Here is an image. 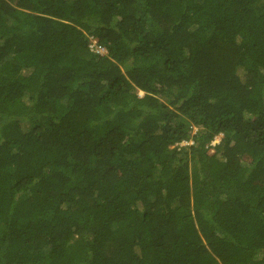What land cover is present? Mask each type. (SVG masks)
Listing matches in <instances>:
<instances>
[{"label":"trees","instance_id":"1","mask_svg":"<svg viewBox=\"0 0 264 264\" xmlns=\"http://www.w3.org/2000/svg\"><path fill=\"white\" fill-rule=\"evenodd\" d=\"M0 264H264V0H0Z\"/></svg>","mask_w":264,"mask_h":264},{"label":"built area","instance_id":"2","mask_svg":"<svg viewBox=\"0 0 264 264\" xmlns=\"http://www.w3.org/2000/svg\"><path fill=\"white\" fill-rule=\"evenodd\" d=\"M90 48H91L93 51H95V52H97V53H100V54H106V53H107L106 48L97 45L96 41H94V40H93V42L91 43Z\"/></svg>","mask_w":264,"mask_h":264},{"label":"rangeland","instance_id":"3","mask_svg":"<svg viewBox=\"0 0 264 264\" xmlns=\"http://www.w3.org/2000/svg\"><path fill=\"white\" fill-rule=\"evenodd\" d=\"M91 40H92V39H91ZM94 41H95V40H94ZM92 42H93V40H92ZM92 42H91V43H92ZM140 94H143V92H140ZM221 137H222L221 134L217 135V136L215 137V139H214V142H213L212 144L218 143V141L221 139ZM190 143H191V142H190ZM185 144H187V142L182 143V145H185ZM210 151H213V149H211Z\"/></svg>","mask_w":264,"mask_h":264},{"label":"clouds","instance_id":"4","mask_svg":"<svg viewBox=\"0 0 264 264\" xmlns=\"http://www.w3.org/2000/svg\"><path fill=\"white\" fill-rule=\"evenodd\" d=\"M213 142H214V141H213ZM213 142H212V143H213ZM218 142H219V141H218Z\"/></svg>","mask_w":264,"mask_h":264}]
</instances>
